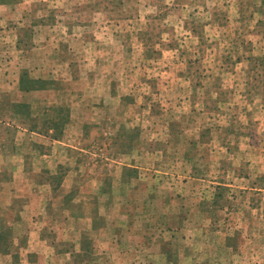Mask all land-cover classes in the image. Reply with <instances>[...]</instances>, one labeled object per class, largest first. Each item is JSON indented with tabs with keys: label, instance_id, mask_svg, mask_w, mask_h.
Wrapping results in <instances>:
<instances>
[{
	"label": "rangeland",
	"instance_id": "rangeland-1",
	"mask_svg": "<svg viewBox=\"0 0 264 264\" xmlns=\"http://www.w3.org/2000/svg\"><path fill=\"white\" fill-rule=\"evenodd\" d=\"M11 1L0 264H264V0Z\"/></svg>",
	"mask_w": 264,
	"mask_h": 264
},
{
	"label": "trees",
	"instance_id": "trees-1",
	"mask_svg": "<svg viewBox=\"0 0 264 264\" xmlns=\"http://www.w3.org/2000/svg\"><path fill=\"white\" fill-rule=\"evenodd\" d=\"M40 83H44L45 81H41V80H35L32 79L30 77H28V75L26 73H23L21 79H20V87L23 90H29V89H34L37 87V85H39ZM41 86V85H40ZM42 87V86H41ZM38 88V87H37ZM21 104H17V103H13L12 106L14 107H18Z\"/></svg>",
	"mask_w": 264,
	"mask_h": 264
},
{
	"label": "crops",
	"instance_id": "crops-1",
	"mask_svg": "<svg viewBox=\"0 0 264 264\" xmlns=\"http://www.w3.org/2000/svg\"><path fill=\"white\" fill-rule=\"evenodd\" d=\"M13 8H15V3L13 2V1H11V0H0V9H13ZM4 18H3V16H1V18H0V21L2 22V20H3ZM6 19H8V18H6ZM10 20H5V22L7 23V24H11V23H14V22H9ZM2 31H7V30H2Z\"/></svg>",
	"mask_w": 264,
	"mask_h": 264
}]
</instances>
